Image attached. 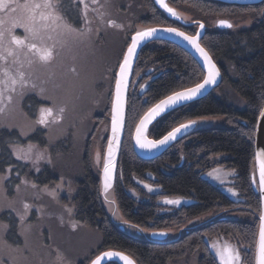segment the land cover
Listing matches in <instances>:
<instances>
[{
    "label": "trees",
    "instance_id": "16d2710c",
    "mask_svg": "<svg viewBox=\"0 0 264 264\" xmlns=\"http://www.w3.org/2000/svg\"><path fill=\"white\" fill-rule=\"evenodd\" d=\"M138 1L142 6V12L137 19L140 23L145 25L174 23L155 6L153 0ZM170 2L179 10L190 14L191 19H201L205 24H210L215 17H242L246 14L252 17L253 24L236 31L220 30L216 26L208 28L201 43L221 69L220 85L205 97L165 114L150 127L149 135L159 138L186 120L208 115L225 116L227 125L197 129L178 139L164 153L153 159H142L135 154L132 147V133L139 115L160 98L191 86L203 78V71L199 65L179 46L165 41L148 43L139 53L134 74L151 66H159L162 72L145 92L148 100L146 105L142 103L143 97H140L137 90L130 89L128 92L125 129L115 174L114 196L120 212L128 221L146 229H164L162 228L164 217L158 213L161 205L156 203L155 197L143 193L141 195L144 199L139 202L127 192L129 188L141 192V189L134 184V178L147 179L146 173H151L166 193L190 197L194 200L176 211L179 216L173 220L174 226L178 225L180 228L189 218L207 211L213 210L216 214L213 218L185 227L184 232L172 241L154 242L129 236L116 227L106 214L99 194V175L91 168L90 145L85 144L84 152L77 159L80 168V176L76 178L78 186L76 190L73 186L75 193L71 196V205L70 203L67 205L74 214L72 220L96 231L100 239L98 245L91 248L74 264H88L95 255L107 249L124 251L138 264H166L164 260L191 258L196 264H218L204 237L212 239L219 236L229 239L237 246L244 245L246 260L249 264H254L253 253L260 199L259 194L252 187L251 174L254 171L255 124L264 104V1L252 5L228 4L214 0H170ZM184 29L190 32L194 30L191 27ZM230 92H234L244 101L243 108L230 102ZM110 95L111 91L109 97ZM109 103L110 99L103 110L105 114L94 116L95 128L108 126ZM42 130L36 132L31 137V141L47 149L51 159L57 160V155L67 152L71 137L68 139H58L60 138L58 137L56 143L50 146L47 131L41 132ZM17 135L18 133L13 130L4 128L0 130V175H3L7 168H12L9 194L14 192L13 188L19 184L20 178L25 174L36 186L50 185L57 180L60 175L56 173V168L64 171L66 164L54 165L51 162V165H44V168L35 174L27 164L16 159L11 152L10 144L19 140ZM106 137L105 132L104 141ZM89 138L90 136L87 137ZM218 156L220 158L212 162V159ZM215 164L234 168L237 173L236 187L245 200L243 208H233L234 202L230 198L201 177L204 171ZM13 168L18 171L17 175L13 173ZM9 182L7 181L6 184ZM228 207H230L229 213H234L238 218L220 217ZM11 228L7 241L16 246L21 243V238L13 220Z\"/></svg>",
    "mask_w": 264,
    "mask_h": 264
},
{
    "label": "rangeland",
    "instance_id": "374dc122",
    "mask_svg": "<svg viewBox=\"0 0 264 264\" xmlns=\"http://www.w3.org/2000/svg\"><path fill=\"white\" fill-rule=\"evenodd\" d=\"M102 1L99 0V3L103 7H97V11L94 12L89 8L88 20L90 24L85 25L79 14V9H82L83 6L80 7L77 4H73L72 0H64L63 14L65 21L76 28L90 27L92 29L91 33L85 37H76L74 34L58 37L63 47H61V44L57 45L58 55L47 68L39 63H35L31 67L25 64L23 71L26 74H30L29 79L37 84V88L35 90H26L23 97L19 95V88L16 93H9L13 97L12 101H6L4 112L0 113V130L4 128L18 133L19 140L10 144L13 154L14 148L27 150L29 145L34 146L31 153L32 159H18L15 154L14 157L27 164L28 168L33 170L35 174L39 173L44 168V165H51V162L54 165L56 163L59 165L66 164L64 171L56 168V173H59L60 176L46 186H36L30 181L31 178L25 174V176L20 178L19 184L14 188L12 187L14 191L12 194H9L8 189L11 183L9 182L11 180L9 168L11 167L7 168L3 175H0V177H7L0 181V264H57V249L64 257V264H74L76 260L87 254L91 248L99 244L100 237L98 233L72 220L71 217L74 214L72 212L68 213L67 210L71 209V207L67 204L70 203L71 205L70 199L72 194L75 193L73 186H75V190L78 186L76 178L80 176V168L77 165V159L84 152L85 148L83 145L85 144L90 145L91 168L99 175L100 163L105 148L104 137L105 132H108V126L95 128L93 118L94 116L105 114L103 110L111 97V95L109 97V91L112 92L114 74L122 58L123 48L128 45L126 43L127 35L131 31L134 32L136 26L141 24L137 19L142 12V6L138 0H120L121 2L118 1V4L117 0H104L103 3ZM19 2L22 3L23 0H19ZM100 13H103V19L100 18ZM228 19L233 22L230 31L246 28L253 24V19L248 14L242 17H229ZM108 20H114L123 27L117 29L114 26H109L108 23L106 24ZM215 22L211 20L210 24L213 26ZM13 34L21 38L25 35L24 30L19 27L14 30ZM4 47H15L8 44L7 36L5 37ZM12 59L13 57L10 56L7 62L0 61V67H10L14 72L18 65H13ZM21 59H24L23 55H21ZM73 68L76 69L75 73L71 71ZM49 75H52L55 83L62 86L61 89L54 90L50 82L42 84V81L48 80ZM41 86L48 90V95H55L58 97L59 102L66 104L63 120L51 124L49 127L42 125L33 126L34 121L38 117L39 108L52 106L50 102L45 101L38 94ZM140 87L144 88L143 85ZM145 92L146 90L140 94L139 90L138 94L143 97L142 103L146 105L148 100L145 97ZM229 100L237 107L243 108L245 106L244 101L234 92H230ZM150 106L139 115L138 120ZM226 125L225 116L222 115H208L195 120L197 128L223 127ZM42 127H44L43 130L47 131L50 146L56 143V138L58 137H60L58 139L71 137L67 152L57 155V160L56 158L51 159L47 149L31 141V137L42 130H39ZM88 136H90L89 139H87ZM38 152H43L45 159L34 164L33 160H35ZM97 152L101 153L99 163L96 158ZM62 172L64 173L62 174ZM13 173L17 175L18 171L13 168ZM233 173L232 170L216 167L207 172L204 177L213 181L220 189L228 192L233 188L231 185ZM148 177H152L151 174ZM7 181L9 182L8 184H6ZM137 182L148 192H160V189L151 182L141 181L140 179H137ZM130 194L135 199H138L136 193L131 191ZM24 204L29 205L27 210L24 209ZM106 207L110 217L116 221L126 222L118 212H114L112 208L110 209L109 205L106 204ZM213 213L216 214L213 211H207L189 218L180 228L184 229L210 218L214 215ZM21 215L25 217L23 223L20 219ZM225 215L238 218L234 213L228 212ZM61 217H63V223H61ZM12 220L16 223L21 238V243L16 246L7 241V236L12 230ZM73 223L77 225L75 230L71 227ZM180 228L178 226L169 227L166 231L167 240L176 239L181 231ZM129 231L139 238H145V233L147 231L150 232L149 230H143L139 233L133 225L129 228ZM225 241L232 246L236 245L225 237L212 239L208 243L209 246H212L214 242H219L222 246ZM235 247L237 248V246ZM237 249L239 250V247ZM242 252L240 251V253ZM241 264H244L242 256Z\"/></svg>",
    "mask_w": 264,
    "mask_h": 264
},
{
    "label": "snow or ice",
    "instance_id": "6c2138e0",
    "mask_svg": "<svg viewBox=\"0 0 264 264\" xmlns=\"http://www.w3.org/2000/svg\"><path fill=\"white\" fill-rule=\"evenodd\" d=\"M162 7H164L172 15H176V10L165 2V0H158ZM73 4L83 5L82 9H79V14L84 21L85 25H89L88 12L90 5L87 0H72ZM91 5H99V0H90ZM92 11H97L96 8H92ZM64 0H23L22 3L19 0H0V61L7 62L8 57H13L12 64L18 65L13 72L10 67H0V113L4 112L6 107V101H12V95L9 93H16L19 88V95L24 96L26 90H35L37 84L31 82L29 79L30 74H26L23 71L25 64L31 67L35 63H39L41 66L47 68L57 57V45L62 42L58 37L65 35H75L76 37L88 36L92 29L76 28L65 21L64 16ZM100 18L103 19V13H100ZM6 17V18H5ZM109 26L116 28H122L123 26L117 24L114 20L107 21ZM218 23L221 26L231 28L232 24L227 20H219ZM22 28L24 30V37H18L13 34L16 28ZM199 27L203 28L202 23ZM99 31V29H97ZM156 31L155 28H145L143 30H137L135 35L131 37V42L128 44L126 51L123 53V58L119 62L118 72L115 75V95L112 100L111 108V137L108 139L107 156L104 158L103 164V190L105 193L112 187L113 172L115 168L114 156L117 148L119 147V134L124 127V92L127 88V76L131 71L132 58L136 54V48L148 37ZM166 31L176 32L178 35L188 40L204 57V61L207 65V75L204 77L202 83H197L194 87L186 88L183 91L173 92L165 99L160 100L152 108L144 114L136 126V142L142 148H154L157 145H163L167 141L174 139L176 133L182 128H187L190 124H194L195 121H189L188 124H181L178 128L172 129L160 140H148L144 133L147 125L164 109L172 104H175L181 99H187L195 96L210 83H215L216 77L219 75V70L212 62L211 57L202 48L198 42L200 33H196L194 36L187 35L184 32H180L175 28H168ZM8 38V44L15 46L14 48H5V37ZM51 41V43H49ZM5 53H7L5 55ZM23 55L24 59H21ZM73 73L76 69H71ZM52 83L54 90H59L62 86L52 79V75H49L48 80L42 81L43 83ZM48 90L41 86L39 87V95L45 101L51 103L52 106H44L39 108V114L34 121V125H42L49 127L51 124H55L64 118L66 112V104L59 102L58 97L55 95H48ZM7 94V95H6ZM261 117H264V109L260 111ZM26 134V133H25ZM34 146L29 145L27 150L24 148H14V154L18 159H32L31 153ZM97 162H100L101 153L96 154ZM45 159L43 152L36 154L34 164H37L40 160ZM257 159L259 163V184L261 189L264 190V150L257 153ZM50 162V161H49ZM11 168H9V172ZM7 177H0V181ZM35 187V185H33ZM168 203H178L177 200H169ZM29 205L24 204V209H28ZM71 213V209L67 210ZM23 223L25 217L20 216ZM260 224L258 232V241L255 245V264H264V212L260 215ZM61 223H63V217H61ZM72 229H76L77 225L72 224ZM212 247L216 251V255L219 258L221 264H241L240 251L227 241L221 246L219 242H214ZM56 262L57 264H64V257L60 253L59 249L56 250ZM113 255H121L117 253L105 252L101 255H97L95 259L91 261V264H101L102 257H111ZM121 259L126 264H135V261L130 257L121 255Z\"/></svg>",
    "mask_w": 264,
    "mask_h": 264
},
{
    "label": "water",
    "instance_id": "95a60500",
    "mask_svg": "<svg viewBox=\"0 0 264 264\" xmlns=\"http://www.w3.org/2000/svg\"><path fill=\"white\" fill-rule=\"evenodd\" d=\"M214 1H219V2H223V3H228V4H241V5H252V4H257L260 3L264 0H214ZM155 6L162 11L168 18L173 19L181 24H185V25H191V24H197L198 28L196 30V33H200L199 37H198V42L200 44V46L202 48L205 49V51L208 53V55L211 57L210 53L206 50L205 47H203V45L200 43V38L202 37L204 31H205V24L200 21V20H194V21H189V17L188 14L179 11L176 7H173L172 5H170V3L168 2V0H165V2L169 5V7H172L176 10V15H172L170 12H168L164 7L161 6V4L158 2V0H153ZM219 20H225V19H219ZM218 20V21H219ZM217 21V25L219 28L221 29H225L228 28L226 26H221ZM202 23L204 25L203 28L199 27V24ZM231 23V22H230ZM145 28H155L156 31L152 34L151 37L146 38L145 40L141 41V43L137 46L136 48V54L135 56L132 58V64H131V71L129 72L128 76H127V88L124 92V127L122 129V131L119 134V147L117 148L116 152H115V156H114V163H115V168H114V172H113V179H112V187L108 190L107 193L104 192L103 190V164H104V158L107 156V145H108V139L111 137V108H112V100L114 98L115 95V79L113 82V87H112V92H111V98H110V104H109V115H108V128H107V137H106V141H105V148H104V152H103V158L102 161L100 163V172H99V194L104 206V209L106 211L107 216L109 217V219L112 221V223L118 227L119 229H121L123 232H125L126 234H128L129 236L135 237V238H139L137 235H133L130 231L129 228L133 225L137 228V231L140 233L142 232L143 228L139 227L138 225H135L133 223H131L130 221H128L120 212L117 203H116V199L114 196V182H115V174H116V170H117V162H118V157H119V152H120V148H121V144H122V139H123V134H124V129H125V113H126V102H127V95H128V91H129V86H130V81H131V77H132V72H133V68L134 65L136 63V60L139 56V53L141 51V49L147 45L150 42L153 41H166V42H170L172 44H175L177 46H179L181 49H183L185 52H187L189 55H191L195 61L199 64V66L201 67V69L203 70V78L197 82V83H202L204 77L207 75V65L204 61V57L201 56V54L197 51V49L188 41L186 40L184 37L178 35L176 32H169L166 31V29L168 28H175L178 29L180 32H184L187 35L190 36H194L196 35V33L194 35L189 34L187 32H185L184 30L177 28V27H168V26H163V25H137L136 29L134 30V32L130 35V40L129 43L131 42V37L133 35H135V32L137 30H143ZM128 46V45H127ZM127 46L124 49V52L127 49ZM123 52V53H124ZM122 58H123V54H122ZM121 58V60H122ZM212 62L216 65L217 69L219 70V75L216 77V81L215 83H210L205 85V87L203 89H201V91L199 93H197L195 96L191 97V98H187V99H181L179 101H177L175 104L169 105L167 106L164 111H162L159 115H157L148 125L146 128V131L144 133V136L148 139V140H160L162 139L164 136H166L168 134V132L172 131V129L174 128H178L181 124H188L189 121H195L197 118H192L189 120H186L180 124H178L177 126L173 127L172 129H170L168 132H166L164 135H162L161 137L155 139L153 137H150L148 132H149V128L156 122L158 121L161 117H163L165 114H167L168 112H170L171 110L180 107L182 105H186L189 103H192L200 98L205 97L206 95H208L216 86L219 85L220 81H221V71L217 65V63L213 60V58L211 57ZM120 60V61H121ZM119 66V64H118ZM118 66L116 69V72H118ZM115 72V73H116ZM197 83L182 88V89H178L176 91L173 92H178V91H183L186 88H191L194 87ZM145 91L144 88H142L140 90V94H142ZM173 92L169 93L168 95L160 98L159 100H157L156 102H154L148 109L152 108L155 104H157L160 100L165 99L167 96L171 95ZM148 109L143 113V115L139 118V120L137 121L134 129H133V133H132V147L133 150L135 152V154L142 158V159H153L158 157L159 155H161L170 145H172L175 141H177L178 139L188 135L189 133L200 129L197 128L194 124H190L187 128H182L178 133H176V137L174 139H171L169 141H167L165 144L163 145H157L154 148H142L140 147L139 144H137L136 142V126L139 123L140 119L144 116V114L148 111ZM261 109H264V104L262 105ZM261 111V110H260ZM200 118V117H199ZM264 150V117H261L260 112L257 116L256 119V124H255V132H254V171L251 174V180H252V187L255 190V192H257L259 194V199H260V214L258 216V228H257V234H256V240H255V245L256 242L258 241V232H259V224H260V215L262 212H264V190L261 189V186L259 184V163H258V159H257V153ZM106 204L110 206V209L112 208L114 212H118L120 216H122L125 221H116L114 220L112 217H110L109 212L107 210ZM143 229V230H142ZM167 237V233H165L164 231H151L145 233V238H139V239H144V240H149V241H165L164 239ZM210 247V251L214 254V256L216 257V260L218 262V264H221L219 258L216 255V251L212 246ZM105 252H111V253H117V254H121V255H125L130 257L132 260L135 261V264H138L136 262V260L128 253L121 251V250H116V249H107V250H103L100 253H98L97 255H101L102 253ZM95 255L89 262L88 264H91V261L93 259H95V257L97 256ZM121 255H113L111 257H102L101 260V264H107L109 262H115L117 264H126L125 261H123L121 259ZM254 256H255V246H254ZM254 264H255V260H254Z\"/></svg>",
    "mask_w": 264,
    "mask_h": 264
},
{
    "label": "flooded vegetation",
    "instance_id": "af4514ba",
    "mask_svg": "<svg viewBox=\"0 0 264 264\" xmlns=\"http://www.w3.org/2000/svg\"><path fill=\"white\" fill-rule=\"evenodd\" d=\"M104 1V0H103ZM103 1H102V3H103ZM113 1H115V0H113ZM118 1H120V0H117V4H118ZM87 2L89 3V5H90V9H92V8H96L97 9V7L99 8V5H91V3H90V1L89 0H87ZM121 2V1H120ZM168 2L170 3V5H172L173 7H176V6H174L173 4H171V2H170V0H168ZM80 7L81 6H83V5H79ZM177 8V7H176ZM178 9V8H177ZM179 10V9H178ZM179 11H181V10H179ZM181 12H184V13H186V14H188L187 12H185V11H181ZM167 17V16H166ZM188 17H189V21H194V20H200V21H202L204 24H205V22L203 21V20H201V19H191L190 18V14H188ZM168 18V17H167ZM229 17H227V18H220V19H225V20H227V21H229V22H231L229 19H228ZM169 20H171L172 22H174V23H166V24H163V26H168V27H177V28H180V29H182V30H184L185 32H187V33H189V34H192V35H194L195 33H196V30H197V28H198V25L197 24H191V25H185V24H181V23H179V22H177V21H175V20H173V19H170V18H168ZM213 21H216L215 22V25H210V24H205V31H204V33H203V35H202V37L200 38V43H201V39L203 38V36L205 35V33H206V31L207 30H209L208 28L209 27H217V28H219L218 27V25H217V21L219 20V19H216V18H213L212 19ZM103 23V25H105V23L104 22H102ZM106 24H107V22H106ZM138 24H140V23H138ZM142 25H145V24H143V23H141ZM140 24V25H141ZM231 24H232V26H233V22H231ZM80 25H82V24H80ZM103 25H101V26H103ZM183 27V28H182ZM184 27H191V28H194V30H193V32H190V31H188V30H185L184 29ZM118 29V28H117ZM220 30H230V28L228 27V28H225V29H221V28H219ZM133 32L131 31L130 33H129V35H127V41H126V43H129V40H130V34H132ZM158 41V40H157ZM153 42H155V41H153ZM161 42H163V41H161ZM166 42V41H165ZM151 43V42H150ZM202 44V43H201ZM203 45V44H202ZM204 47V46H203ZM124 49L125 48H123V52H124ZM207 50V49H206ZM208 51V50H207ZM209 52V51H208ZM211 55V54H210ZM191 56V55H190ZM192 57V56H191ZM212 57V56H211ZM193 58V57H192ZM213 58V57H212ZM138 59V58H137ZM194 59V58H193ZM195 60V59H194ZM214 60V59H213ZM137 61V60H136ZM197 63V62H196ZM136 64V63H135ZM198 64V63H197ZM199 65V64H198ZM218 65V64H217ZM134 67H135V65H134ZM200 67V66H199ZM219 67V66H218ZM201 68V67H200ZM220 69V68H219ZM202 70V69H201ZM143 71V72H142ZM150 71V72H149ZM203 71V70H202ZM220 71H221V69H220ZM162 71L160 70V68H159V66H157V67H154V66H151V67H147V68H145V69H143V70H141V71H138L136 74H134V68H133V72H132V77H131V81H130V86H129V89H131V90H137V91H139V90H141L142 88L140 87V86H144V89L145 90H147L148 89V87H149V85L152 83V82H154L155 80H156V78L158 77V75H160V73H161ZM203 75H204V73H203ZM143 76H144V79L142 80V78H143ZM135 79H136V81H135ZM221 80H222V72H221ZM134 81H135V84H134ZM220 83H221V81H220ZM220 83H219V85H220ZM134 85V86H133ZM218 85V86H219ZM218 86H216V87H218ZM140 87V88H139ZM215 87V88H216ZM214 88V89H215ZM213 89V90H214ZM176 142V141H175ZM171 146V145H170ZM170 146L168 147V148H170ZM167 148V149H168ZM166 149V150H167ZM165 150V151H166ZM164 151V152H165ZM163 152V153H164ZM220 157L218 156V157H216V158H214V159H212V162H214L215 160H217V159H219ZM216 167H221V168H223V169H229V170H232L234 173L232 174V179H231V185L233 186V188H232V190H229L228 192L226 191V190H222V189H220V187H218L213 181H211V180H208L206 177H204V175L205 174H207V172H209L210 170H212V169H214V168H216ZM149 174H151V173H146V178L147 179H144V178H134V180H133V182H134V184L135 185H137L140 189H141V192H137L135 189H133V188H129V189H127V192L130 194L131 193V191L132 192H134V193H136L137 194V196H138V199H136L137 201H142L143 199H144V197H143V195H141V194H145V195H153L154 197H155V200H156V203L157 204H160L161 205V207H160V209H159V214L160 215H162V217H164V219H163V222H164V227H162V228H164V229H158V230H155V229H146V228H144L145 230H149L150 232L151 231H164L165 233H166V231H167V229L169 228V227H171V226H174L173 225V220L174 219H177L178 218V216H179V213L178 212H176L178 209H180V208H184V206L185 205H187V204H189V203H191V202H193L194 200L192 199V198H190V197H182V196H179V195H174V194H168V193H166L165 192V190L162 188V185L159 183V182H157V178L153 175V174H151V176L152 177H148L149 176ZM236 172H235V170H234V168H231V167H225V166H223V165H219V164H215V165H213V166H211L210 168H208L206 171H204V173L203 174H201V177H203V178H205L207 181H209L212 185H214V186H216L221 192H223V194L224 195H226V197H228V198H230L233 202H234V205L232 206L233 208H243L244 207V205H243V203H244V198L240 195V193H239V191H238V189H237V187H236ZM137 179H140L141 181H148V182H151V183H153L154 185H156L159 189H160V192H156V193H154V192H148L144 187H142L138 182H137ZM131 195V194H130ZM132 196V195H131ZM133 197V196H132ZM169 200H177V201H179L178 203H175V204H172V203H168L167 201H169ZM229 210H230V207H228V208H226V212H224V213H222L221 214V216L220 217H228V218H231V217H229V216H226L225 214L226 213H228L229 212ZM211 211H213V210H211ZM213 212H215V211H213ZM216 213V212H215ZM214 214V213H213ZM215 216V214L214 215H212L210 218H213ZM177 223V221L175 222V224ZM175 226H178V225H175ZM179 227V226H178ZM181 229V228H180ZM184 229H181V231H180V233H183L184 231H183ZM180 233H179V235H180ZM179 237V236H178ZM177 237V238H178ZM220 237H222V236H219V237H217V238H220ZM204 239L206 240V241H211L212 239H215V238H212V239H209V238H207V237H204ZM165 241H172V240H167V237L164 239ZM173 240H175V239H173ZM208 245H209V243H208ZM235 245V244H234ZM235 246H237V245H235ZM239 247V250L240 251H243L242 253H240L241 254V256H242V260H244V264H249V262L246 260V258H245V256H244V250H245V246L244 245H239V246H237V248ZM210 248V247H209ZM211 252V251H210ZM212 253V252H211ZM212 255L214 256V254L212 253ZM215 257V256H214ZM215 259H216V257H215ZM217 261V260H216ZM164 263H166V264H196V262H195V260H192V261H190L189 262V260H164ZM218 263V262H217Z\"/></svg>",
    "mask_w": 264,
    "mask_h": 264
}]
</instances>
